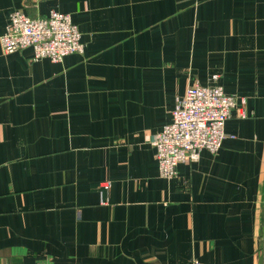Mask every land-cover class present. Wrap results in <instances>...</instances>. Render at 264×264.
I'll return each mask as SVG.
<instances>
[{"label": "crops", "instance_id": "1", "mask_svg": "<svg viewBox=\"0 0 264 264\" xmlns=\"http://www.w3.org/2000/svg\"><path fill=\"white\" fill-rule=\"evenodd\" d=\"M78 25L83 55L0 42V264H264V0H0ZM246 99L172 180L153 137L198 83Z\"/></svg>", "mask_w": 264, "mask_h": 264}, {"label": "built area", "instance_id": "2", "mask_svg": "<svg viewBox=\"0 0 264 264\" xmlns=\"http://www.w3.org/2000/svg\"><path fill=\"white\" fill-rule=\"evenodd\" d=\"M0 42L5 55L30 48L33 61L48 59L54 64L62 63L71 55L85 53L78 25L70 15L55 10L48 17L36 19L23 11H14ZM211 80V85L196 83L177 97L171 123L153 137L151 146L156 151L158 171L163 179H174L180 165L198 161L204 151L217 155L227 138L226 123L234 112L239 119L247 117L246 99L228 95L220 84L219 75ZM192 264L203 263L195 260Z\"/></svg>", "mask_w": 264, "mask_h": 264}]
</instances>
